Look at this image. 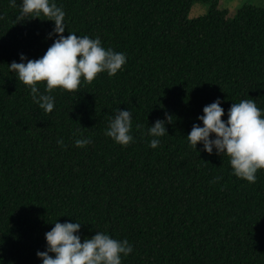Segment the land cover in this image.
<instances>
[{
	"label": "trees",
	"instance_id": "16d2710c",
	"mask_svg": "<svg viewBox=\"0 0 264 264\" xmlns=\"http://www.w3.org/2000/svg\"><path fill=\"white\" fill-rule=\"evenodd\" d=\"M55 2L61 35L99 37L126 60L111 76L54 89L46 113L7 64L40 57L52 22L17 21V4L0 0V264H40L55 219L80 222L81 241L96 230L127 239L121 264H264V170L246 182L186 137L217 97L225 110L240 99L264 109V7L230 16L218 0ZM194 2L208 10L190 19ZM116 108L131 113L127 145L104 134ZM165 114L172 122L151 148L147 126Z\"/></svg>",
	"mask_w": 264,
	"mask_h": 264
},
{
	"label": "clouds",
	"instance_id": "9594fccd",
	"mask_svg": "<svg viewBox=\"0 0 264 264\" xmlns=\"http://www.w3.org/2000/svg\"><path fill=\"white\" fill-rule=\"evenodd\" d=\"M17 4L16 20L38 18L52 22L46 34L52 38L51 44L36 59H27L18 54L19 62L7 64L15 79L27 89L32 101L44 112L53 109L54 99L49 93L54 89L73 91L83 80L90 83L99 72L111 76L121 69L126 57L123 52L101 45L99 37L78 35L65 30V13L55 0H10ZM43 17V18H41ZM43 82L40 92L38 83ZM220 97L204 105L202 114L197 115L187 132V143L196 149L200 143L205 153L227 157L231 172L246 182L256 181L257 170H264V109L258 108L253 99H240L225 110L220 106ZM224 115L225 119H221ZM171 115L157 118L147 126L151 137L148 146L156 148L159 137L166 133L165 123H171ZM131 113L129 109H117L107 120L104 134L120 145H127L133 137L130 133ZM138 127V125H137ZM211 134V137H210ZM60 144L61 140L57 139ZM75 146H84L87 138H76ZM77 220L60 222L54 220L52 227L43 233L44 250H37L40 264H121L122 257L132 251L127 239H116L96 230L90 238L81 241ZM52 253L53 255H49Z\"/></svg>",
	"mask_w": 264,
	"mask_h": 264
},
{
	"label": "rangeland",
	"instance_id": "374dc122",
	"mask_svg": "<svg viewBox=\"0 0 264 264\" xmlns=\"http://www.w3.org/2000/svg\"><path fill=\"white\" fill-rule=\"evenodd\" d=\"M245 4H252L259 7H264V0H218L220 9H227L228 15L233 16L236 10ZM208 10L206 4L201 2L192 3L188 12V18H195L204 15Z\"/></svg>",
	"mask_w": 264,
	"mask_h": 264
}]
</instances>
